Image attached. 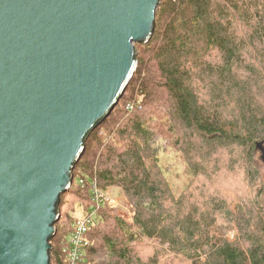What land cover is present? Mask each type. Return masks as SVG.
<instances>
[{
	"label": "trees",
	"instance_id": "1",
	"mask_svg": "<svg viewBox=\"0 0 264 264\" xmlns=\"http://www.w3.org/2000/svg\"><path fill=\"white\" fill-rule=\"evenodd\" d=\"M154 23L136 45L134 110L126 102L101 122L73 173L84 187L61 196L52 264H64L74 223L64 199L88 212L94 179L123 192L133 226L100 208L83 264H264V203L238 202L235 214L207 186L225 158L263 195L254 154L264 145V0H161Z\"/></svg>",
	"mask_w": 264,
	"mask_h": 264
},
{
	"label": "water",
	"instance_id": "2",
	"mask_svg": "<svg viewBox=\"0 0 264 264\" xmlns=\"http://www.w3.org/2000/svg\"><path fill=\"white\" fill-rule=\"evenodd\" d=\"M161 0H0V264H52L59 203Z\"/></svg>",
	"mask_w": 264,
	"mask_h": 264
},
{
	"label": "rangeland",
	"instance_id": "3",
	"mask_svg": "<svg viewBox=\"0 0 264 264\" xmlns=\"http://www.w3.org/2000/svg\"><path fill=\"white\" fill-rule=\"evenodd\" d=\"M127 92V91H126ZM129 94L128 92L125 93L124 97L121 99L119 105H117L116 109H114V116L115 114H118L121 112V110L124 108L125 103L128 102ZM132 104L133 102H128L127 106L129 104ZM126 106V110H127ZM127 117V116H125ZM104 133V131L102 130ZM102 133V135H103ZM254 164L256 168V173L259 176V187H262L263 189V195L262 197L259 196V193L257 190H250L247 183L249 181L246 172L247 170L243 168L240 163H234L230 161L229 159H222L219 162L220 170L217 176L213 179L212 184H208V188L215 189L220 194L229 199V201H232L233 206L231 207V210L234 211V213H237L236 210V203L248 201L249 203H258L262 202L264 203V145L261 146L256 153L254 154ZM174 157V156H173ZM176 163H178L177 158L174 159ZM79 169L76 172V179L75 184L72 186V189H77V185L79 184L80 177H79ZM252 174H255L251 172ZM204 181V180H203ZM252 186V185H251ZM250 186V187H251ZM71 189V190H72ZM109 196L115 201V204H113L112 207H110L111 215L116 218H120L126 223L133 226V210L127 201V198L124 196L123 192L118 187H112L109 189ZM71 194H68L65 199L63 206V215H66L69 213L70 219L72 221H75L76 218L80 217L84 214V210L80 203L74 202ZM65 221L69 218L64 219ZM70 223V222H69ZM73 226V224H72ZM227 239L229 241L235 243L240 240V234H239V228L236 224L233 225L232 229L228 231L226 235Z\"/></svg>",
	"mask_w": 264,
	"mask_h": 264
},
{
	"label": "built area",
	"instance_id": "4",
	"mask_svg": "<svg viewBox=\"0 0 264 264\" xmlns=\"http://www.w3.org/2000/svg\"><path fill=\"white\" fill-rule=\"evenodd\" d=\"M135 108L134 103H130L127 106L128 111H133ZM79 185L84 187L85 183L83 180L79 181ZM90 195L92 198L93 206L88 212H84L83 215L76 218L71 234L67 239V243L63 248L64 264H83L87 250L90 247V240L88 234L98 223V211L104 205L112 207L115 201L109 196V191H102L96 179L91 182Z\"/></svg>",
	"mask_w": 264,
	"mask_h": 264
}]
</instances>
